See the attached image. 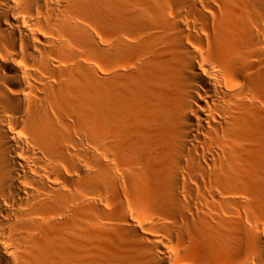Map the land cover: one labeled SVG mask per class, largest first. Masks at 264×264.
<instances>
[{
    "label": "bare ground",
    "instance_id": "1",
    "mask_svg": "<svg viewBox=\"0 0 264 264\" xmlns=\"http://www.w3.org/2000/svg\"><path fill=\"white\" fill-rule=\"evenodd\" d=\"M254 191L264 0H0V264H264Z\"/></svg>",
    "mask_w": 264,
    "mask_h": 264
},
{
    "label": "rangeland",
    "instance_id": "2",
    "mask_svg": "<svg viewBox=\"0 0 264 264\" xmlns=\"http://www.w3.org/2000/svg\"><path fill=\"white\" fill-rule=\"evenodd\" d=\"M121 196L124 200V206L121 207L117 202L116 198L114 197L108 206H103L106 211L102 213L100 211V229L97 234L96 242L101 243L109 239H121L123 241H129V234H123L121 228L124 227L129 229V219L132 225L137 226L139 229H143L148 224V210L143 209L136 205L135 201H131L132 197L129 195V191L127 193L122 192ZM129 197L130 201L129 202ZM246 201V204L243 206V219L245 222V226H243V231L246 230V225L253 223L255 226L259 224L261 228L264 227V195L259 193L258 191H254L253 193L243 196ZM262 199L263 201L259 204L255 200ZM129 203L137 209V212L132 213L129 216ZM105 213V215H104ZM151 215V214H150ZM128 223V224H126ZM105 228V231H104ZM244 235V236H243ZM241 236L242 243L249 247V238L244 233ZM83 246L80 247L79 252H75L73 255L65 256L60 258L58 264H93L91 261L92 254L89 253L87 248V241L85 239L81 240ZM90 256V257H89ZM48 261H42L39 264H48ZM38 264V263H35Z\"/></svg>",
    "mask_w": 264,
    "mask_h": 264
}]
</instances>
